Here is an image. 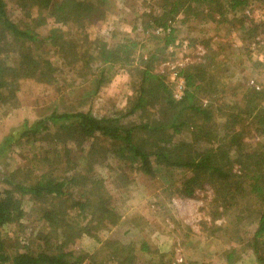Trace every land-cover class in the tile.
Segmentation results:
<instances>
[{
	"label": "trees",
	"instance_id": "trees-1",
	"mask_svg": "<svg viewBox=\"0 0 264 264\" xmlns=\"http://www.w3.org/2000/svg\"><path fill=\"white\" fill-rule=\"evenodd\" d=\"M14 1L21 10L28 14L35 11L37 15L27 16L29 22L19 26L9 19L5 2L0 0L1 106L11 102L17 91L10 72H23L26 68L22 61L27 55L22 53L15 60L11 43L25 46L44 42L36 29L48 18L56 24L76 22L81 26L84 16L101 18L103 14V0ZM155 1L158 15L146 27L160 30L156 35L161 38L154 40L157 48L134 69V94L127 110L97 118L89 112H60L54 108L30 123L23 121L3 137L0 155L15 145L32 150L38 146L34 160L38 159L40 166L43 160L46 164L39 170L18 168L1 181L0 264H101L102 260L109 264H141L137 254L146 258L142 264H165L161 254L146 243L136 249L132 244L101 242L98 254L104 251L105 258H96L95 252L84 255L65 249L82 235L92 237L97 228L116 226L121 218L110 196L99 189L94 165L119 170L126 185L133 180L130 174L152 180L158 171H179L183 176L174 189L180 197H192L195 188L209 185L220 216L232 217L226 221H233L235 229L242 223L253 227L247 245L224 252L225 263L239 260L248 249L257 264H264V90L252 86L240 89L239 99L228 105L223 98L222 81L219 76L218 81L213 78L221 64L216 58L219 53L212 50L200 63L179 70L184 90L176 100L165 78L153 72L158 54L175 41L170 25L180 14L201 16L202 8L208 9V18L216 22L226 10L219 0ZM247 3L248 0H225V7L234 12ZM213 11L215 14H211ZM259 23L253 22L247 29L250 38ZM59 34L50 31L46 39L58 45L62 42ZM262 43L264 37L254 45L264 57ZM134 47L130 41L113 48L99 40L92 41L90 53L81 49L86 59L75 68L83 70L88 60L97 63L99 86L108 68L129 65ZM73 55L76 58V53ZM40 64L39 81L51 85L56 80L55 66L48 60ZM217 115L221 122L212 129ZM85 167L88 172L82 173ZM23 197L40 207L38 221L46 230L40 237L44 248L19 249L15 241L11 252V238L2 229L20 227Z\"/></svg>",
	"mask_w": 264,
	"mask_h": 264
},
{
	"label": "rangeland",
	"instance_id": "rangeland-1",
	"mask_svg": "<svg viewBox=\"0 0 264 264\" xmlns=\"http://www.w3.org/2000/svg\"><path fill=\"white\" fill-rule=\"evenodd\" d=\"M4 2L7 16L19 26L29 22L27 16L37 15L35 11L28 14L21 10L14 0ZM219 3L226 11L221 18L218 16L216 22L208 18L206 8L200 9L201 16L195 18H192V14L177 16L170 25L174 29L175 41L158 54L153 72L162 75L174 91L179 79H182L178 77L179 70L200 63L204 55L214 50L213 53H219L216 58L221 65L220 69L215 70L216 76L213 75V78L218 81L219 76L224 86L223 98L231 105L239 99L240 89L252 86L264 90V64L261 66L264 57L254 45L264 37V0H248L247 5L234 12L227 10L225 0H219ZM102 6L101 18L86 15L81 26L76 22L56 24L52 19H46L45 24L36 29L37 34L45 38L39 45L11 43V49L17 55L15 60L22 53L27 55L22 61L26 68L23 72H10L15 78L17 91L11 102L0 105V143L23 121L30 123L48 115L54 108L60 112H89L97 118L129 108L130 97L134 94V69L140 67V62L157 48L154 40L161 38L156 35L160 30L153 26L146 27L158 15L157 2L103 0ZM253 22L261 23L253 33L254 37L250 38L247 29ZM50 31L60 33L62 42L55 46L49 43L46 38ZM96 40L111 48L128 41L135 44L129 65L108 68L99 86L97 63L88 60L83 70L75 68L81 64L79 61L86 59L81 49L90 53V43ZM73 53H76V58ZM42 60H48L55 66L53 77L56 80L51 85L39 81L38 71ZM255 63L260 66L255 67ZM218 122L221 120L218 121L217 115L212 129ZM38 149V146L32 150L29 146L15 145L0 155V188L3 177L18 168L34 167L39 170L45 166L44 160L41 166L38 159L34 160ZM92 169L96 179L100 180L99 189L110 196L121 218L112 228L95 229L92 237L82 235L73 245L65 248L68 251L84 255L95 252L96 258H105L104 251L100 256L98 254L101 242L132 244L136 249L140 248L141 243H146L161 254V261L165 264H226L225 251L247 245L253 227L242 223L235 229L233 221H226L232 220V217L220 216L218 206L212 200L211 187L207 184L195 188L192 197H180L174 189L179 187L183 176L179 171L161 170L152 180L130 174L133 180L126 185L124 177L119 176L122 173L119 170L100 165H94ZM81 172H88L87 167ZM22 202L24 218L20 227H5L2 233L11 238V252L15 241L19 249L41 250L44 244L40 237L46 230L38 221L40 207L28 197H23ZM68 213L73 217V212ZM137 255L138 261L145 263L144 255ZM101 262L109 264L103 260ZM232 264L257 263L246 249L240 259H235Z\"/></svg>",
	"mask_w": 264,
	"mask_h": 264
},
{
	"label": "built area",
	"instance_id": "built-area-1",
	"mask_svg": "<svg viewBox=\"0 0 264 264\" xmlns=\"http://www.w3.org/2000/svg\"><path fill=\"white\" fill-rule=\"evenodd\" d=\"M183 90H184V82L182 79L181 80L179 79L178 85H177V87H175V89L173 91L174 92L173 97L176 100H179L182 96Z\"/></svg>",
	"mask_w": 264,
	"mask_h": 264
}]
</instances>
